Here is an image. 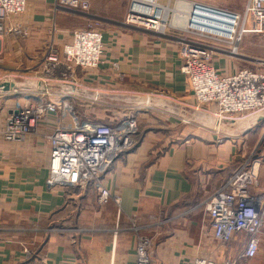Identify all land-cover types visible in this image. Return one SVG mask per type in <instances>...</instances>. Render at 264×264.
<instances>
[{
	"label": "crops",
	"instance_id": "1",
	"mask_svg": "<svg viewBox=\"0 0 264 264\" xmlns=\"http://www.w3.org/2000/svg\"><path fill=\"white\" fill-rule=\"evenodd\" d=\"M89 1L85 11L56 0H28L24 12L5 20L0 72L22 74L26 82L20 93L4 92L15 97L4 102L0 115L43 96L26 84L42 76L39 62L51 41L61 50L75 29H101L103 63L76 72L83 97L66 95L58 73L44 99L68 98L97 121L137 119L135 146L119 155L106 176L121 207L113 200L101 204L91 186L49 187L46 135L61 121L51 113L25 139H0V264H136L135 226L152 236V264H191L197 257L253 264L264 256V228L257 255L246 258L245 233L231 243L214 238L206 200L228 189L251 155L260 158L256 190H264V117L218 120L215 104H197L180 53L183 42L197 36L182 28L156 32L119 22L118 8L131 0ZM252 23L246 27L254 28ZM15 26L22 32L10 31ZM242 32L239 51L231 41V51L220 47L216 53L220 73L264 71V32ZM252 35L263 44L260 57L249 48Z\"/></svg>",
	"mask_w": 264,
	"mask_h": 264
},
{
	"label": "built area",
	"instance_id": "2",
	"mask_svg": "<svg viewBox=\"0 0 264 264\" xmlns=\"http://www.w3.org/2000/svg\"><path fill=\"white\" fill-rule=\"evenodd\" d=\"M56 3L80 7L85 11L90 8L89 0H56ZM27 4L28 0H0V38L5 32V20L24 12ZM193 4L195 9L196 6L203 5L217 8L223 13L230 12L234 18L228 35L193 27L185 30L197 36L196 39L185 40L180 49L181 70L188 78L197 104H215V116L218 120H236L238 116L264 117V71L243 68L234 74L220 73L214 66V59L221 49L208 44L205 39L237 42L238 32L250 31L246 27L249 19L255 22L251 30L264 32V0H242L238 3L231 0V9L199 1ZM149 6L145 0H131L128 5L118 8L117 19L121 23L141 25L156 32H160L161 25L165 30L169 28L167 21L161 20L157 13L146 11ZM156 11L161 12V9L158 7ZM213 19L221 23L218 26L222 31L229 30L226 18ZM239 27L241 30H238ZM10 31L22 32L17 27H11ZM104 51L102 30L90 25L75 29L72 40L61 50L51 41L39 62L42 76L32 78L26 84V87L38 93L43 92V96L34 103H25L18 109L0 115V139L21 141L35 133L39 122L51 113L59 114L61 121L46 135L50 144L47 178L49 187L73 186L86 189L91 186L97 191L101 204L113 200L121 207V199L113 195L106 184V176L119 155L135 146L139 128L137 119L124 118L116 123L97 121L75 110L68 98L44 99L49 94V88L60 80L58 73L64 83L66 95L83 94L77 83L76 72L78 68H98L103 63ZM5 74L0 72V92L12 95L20 93L19 88L25 85L26 77L16 73ZM95 98H99L98 92L95 93ZM259 164L260 158L251 155L231 177L229 188L215 191L206 200L214 238L221 243H230L236 234L245 233L248 236L244 251L246 258L257 255L264 228V190H256ZM134 229L138 234L136 264H152V237L142 233L138 226ZM191 264L215 262L207 257H197Z\"/></svg>",
	"mask_w": 264,
	"mask_h": 264
},
{
	"label": "bare ground",
	"instance_id": "3",
	"mask_svg": "<svg viewBox=\"0 0 264 264\" xmlns=\"http://www.w3.org/2000/svg\"><path fill=\"white\" fill-rule=\"evenodd\" d=\"M148 5V9L146 10L148 13L151 11L152 13H157V16L161 17V12L156 11V8L159 7L161 11H165L167 13L169 11V7H165L164 5H160L157 0H145ZM195 9L193 3H186V2H180L178 3V7L176 10H185V15H182L181 13H177L174 19V22L176 24L188 26L183 29L188 28H197V29H203L205 31L214 32V33H222L225 35L230 34V30L232 28V24L234 22V18L231 16L230 12H222L221 10L217 8H213L211 6H203L200 5V7H196ZM143 10L142 8H139ZM183 10V11H184ZM195 11V12H194ZM213 17H224L228 20L229 24H226V27L229 29L227 31H222V29L218 26L221 25L220 22L217 21V19H213ZM164 20V22L167 20V16L165 15L164 18L161 17V20ZM159 22V21H158ZM160 25V22H159ZM235 27V26H234ZM165 27L161 25L160 32H164ZM235 30V28H233ZM159 31V30H158Z\"/></svg>",
	"mask_w": 264,
	"mask_h": 264
},
{
	"label": "rangeland",
	"instance_id": "4",
	"mask_svg": "<svg viewBox=\"0 0 264 264\" xmlns=\"http://www.w3.org/2000/svg\"><path fill=\"white\" fill-rule=\"evenodd\" d=\"M182 2V0H172L170 1V4H167V0H159L160 3L164 4L165 7H169V11L167 13H165V11H161V17L164 18V16L166 15L167 16V23H168V27H174L176 29H181V30H184L183 28L185 27H188V26H184V25H180V24H176L174 22V19H175V16L177 13H181L182 15H185L184 13H186V11L184 10H176L177 7H178V3ZM195 1H199V2H202V3H205L207 5H212V6H215V7H219V8H227V9H231V0H183V2H186V3H193ZM237 3L242 1V0H235ZM158 2V1H157ZM164 13V14H163ZM249 21H251L252 25L255 24V22L252 20V19H249ZM17 27V26H15ZM254 27V26H253ZM18 29H20L19 27H17ZM249 29V28H248ZM253 28H250V31H248L247 33H256L255 30H251ZM238 30H241V28L239 27ZM243 33L241 34V36L237 35V38H238V41L233 43V46L238 48V51H239V48H240V42L242 39L239 40V37L242 38L243 36ZM246 33V32H245ZM252 43H250L251 46H249V48H251V50H253L254 52L257 53V55L260 57V54H261V46L263 44L260 43V37L258 35H252ZM208 42V44L216 47V48H220V47H226L227 50L231 51V42H215V41H211V39H208V38H205ZM223 48V49H224ZM221 49V48H220ZM217 56V55H216ZM215 56V57H216ZM246 68H250V67H246ZM243 69V68H242ZM3 75H6L3 73ZM17 81H19V79H16ZM82 97H83V94L81 93ZM12 97H15V96H12V95H4L3 92H0V109H2L3 105H4V102H6L9 98H12ZM75 110L77 111H82L81 108L77 107V106H74L73 107ZM148 235V234H147ZM150 236V235H148ZM152 237V236H151ZM231 243V242H230ZM217 264H231V261L230 260H224L222 262H219ZM253 264H264V256H262L259 260L257 259Z\"/></svg>",
	"mask_w": 264,
	"mask_h": 264
},
{
	"label": "water",
	"instance_id": "5",
	"mask_svg": "<svg viewBox=\"0 0 264 264\" xmlns=\"http://www.w3.org/2000/svg\"><path fill=\"white\" fill-rule=\"evenodd\" d=\"M196 7H199V6H196Z\"/></svg>",
	"mask_w": 264,
	"mask_h": 264
}]
</instances>
